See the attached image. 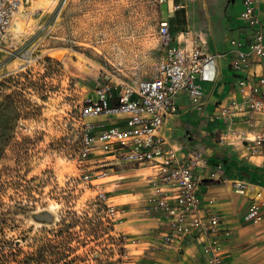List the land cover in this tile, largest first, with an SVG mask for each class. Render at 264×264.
Wrapping results in <instances>:
<instances>
[{"label":"rangeland","instance_id":"374dc122","mask_svg":"<svg viewBox=\"0 0 264 264\" xmlns=\"http://www.w3.org/2000/svg\"><path fill=\"white\" fill-rule=\"evenodd\" d=\"M169 1L68 0L11 30L9 51L0 52V245L17 256L9 264H36L42 244L47 264H152L136 216L111 221L97 188L79 179L76 157L93 121L80 119V109L106 76L134 83L156 75L162 18L172 16L184 44L198 37L211 53L219 41L209 32L222 28L213 21L224 16V0H184L188 26ZM130 167H113L119 183L102 189L127 210L141 188L128 184L139 179Z\"/></svg>","mask_w":264,"mask_h":264},{"label":"built area","instance_id":"2783aa9c","mask_svg":"<svg viewBox=\"0 0 264 264\" xmlns=\"http://www.w3.org/2000/svg\"><path fill=\"white\" fill-rule=\"evenodd\" d=\"M67 1L0 0V52L9 51L3 44L12 38L11 30L19 21L28 23L46 12L52 14ZM244 5L241 18L256 28V33L247 45L232 41L235 51L231 66L235 72L250 73L258 61L261 72L254 82L238 78L237 94L219 103L211 120L229 121L218 130L219 144L238 147L243 159H261L264 163V33L258 15L264 9V0H244ZM158 33L163 53L154 77L127 83L108 75L95 96L81 107L80 119L90 118L96 123H87L81 135L76 157L78 177L97 188V198L104 203L102 210L114 222L128 213L126 204L115 203L111 191L102 189L107 183L118 185L119 177L110 173L113 167L131 166L147 188L144 213L167 222L168 231L160 238L164 248L177 247L197 235L207 264H231L222 239L231 233L223 230L217 214L207 213L202 206L198 176L209 167L210 158L199 149L183 153L166 135L168 119L181 110L179 95L187 94L198 112L206 110L205 85L215 82L217 59L222 55L208 52L198 37L189 45L178 41L168 17L161 19ZM237 122L245 123L247 129L234 128ZM213 168L211 181L229 180L222 174V160L217 159ZM232 185L235 192L249 199L245 221H263L264 188L243 179L232 180Z\"/></svg>","mask_w":264,"mask_h":264},{"label":"crops","instance_id":"0c3cea01","mask_svg":"<svg viewBox=\"0 0 264 264\" xmlns=\"http://www.w3.org/2000/svg\"><path fill=\"white\" fill-rule=\"evenodd\" d=\"M177 1L178 3L175 4ZM183 2L184 0L169 1L171 6L174 5L172 11L174 17L179 10L184 11L180 26H188L190 23L186 10L188 5ZM176 6L180 8L175 9ZM219 8L224 9V16L218 19V22H213L222 28L215 34L212 31L209 34L212 39L219 38L216 44L213 42L211 53L220 54L222 57L217 59L215 82L205 85L206 110L198 112L191 105L187 94L179 95L178 104L181 110L168 119L166 135L169 142L179 147L183 153L199 149L210 158L211 164L198 176L201 182L200 195L204 210L207 213L217 214L221 219L223 230L231 233L229 237L225 235L222 237L228 262L231 264H264V220L263 224L258 225L245 221L249 199L235 192L232 185V180L243 179L264 188V163L261 159L245 160L238 147L219 144L218 130L224 129L229 121L218 123L211 120L215 107L237 94L238 78L246 77L248 81L254 82L261 72L258 61L254 63L250 73L235 72L231 66L235 51L232 41L236 40L244 45L249 44L255 36L256 28L251 27L241 18V13L245 8L244 0H224ZM258 15L261 20V30L264 33L263 8ZM171 31L178 41H182L183 33L180 35L174 32L172 26ZM117 123L124 124L122 121H117ZM234 128L246 130L247 125L237 122ZM217 159L223 161L222 174L229 178L228 181L213 182L209 179V174L214 169L213 165L216 164ZM128 171L133 173L130 176L137 177L135 171L131 169ZM135 181H128V184L134 183L137 187L136 191L141 188L140 192L134 195L137 198L135 207L128 211L129 215L134 214L140 223L139 232L145 235L143 238L150 240L147 242L146 257L152 260V264H207L197 235L188 237L182 245L173 248L166 249L160 244L161 236L168 231L167 222L163 217L147 216L144 213L147 188L143 187L144 180L135 179Z\"/></svg>","mask_w":264,"mask_h":264},{"label":"trees","instance_id":"16d2710c","mask_svg":"<svg viewBox=\"0 0 264 264\" xmlns=\"http://www.w3.org/2000/svg\"><path fill=\"white\" fill-rule=\"evenodd\" d=\"M7 213L1 212L0 213V230L1 227L4 225V223L7 220ZM6 244L8 241H5ZM12 248H14L12 246ZM6 249L3 248V245H0V264H9L10 261H13V258L17 259V256L15 257L13 253V249H11L10 252H6ZM12 257V258H11ZM11 259V260H10ZM36 264H47V251L44 244L40 245L38 252H37V258H36Z\"/></svg>","mask_w":264,"mask_h":264},{"label":"bare ground","instance_id":"6f19581e","mask_svg":"<svg viewBox=\"0 0 264 264\" xmlns=\"http://www.w3.org/2000/svg\"><path fill=\"white\" fill-rule=\"evenodd\" d=\"M59 56L61 57L62 55L60 54Z\"/></svg>","mask_w":264,"mask_h":264}]
</instances>
